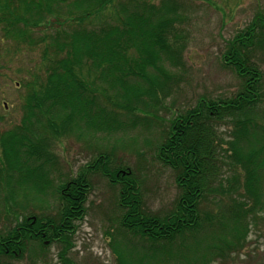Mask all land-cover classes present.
<instances>
[{"label":"trees","instance_id":"obj_1","mask_svg":"<svg viewBox=\"0 0 264 264\" xmlns=\"http://www.w3.org/2000/svg\"><path fill=\"white\" fill-rule=\"evenodd\" d=\"M180 9L178 0H0L2 36L39 53L16 84L25 90L20 122L0 130V264L15 250L21 257L29 242L41 250L56 243L62 264H76L67 252L91 173L115 190L118 227L109 235L117 264H206L241 248L249 227L264 221V76L252 59L264 53V16L221 54L236 92L200 96L165 117L164 99L179 84L175 69L184 66L180 21L172 18ZM150 130L153 159L178 189L160 212L146 209L142 177L115 156L130 132ZM69 137L106 143L79 174L53 185L51 146ZM111 139L117 145L108 146ZM51 204L52 214L41 210Z\"/></svg>","mask_w":264,"mask_h":264},{"label":"rangeland","instance_id":"obj_2","mask_svg":"<svg viewBox=\"0 0 264 264\" xmlns=\"http://www.w3.org/2000/svg\"><path fill=\"white\" fill-rule=\"evenodd\" d=\"M178 2L181 4L180 12L174 13L172 18L180 21L175 24L174 31L178 32V42H181L184 49V66L181 70L175 69L180 75L179 84L164 99L160 113L165 117L172 113L175 107L185 108L194 104L200 96L218 99L230 97L236 92L239 81L230 69L222 65L221 54L225 51L227 40L247 27L257 15L264 16V0ZM252 59L256 61L264 76V53L254 51ZM38 63L37 48L26 49L23 45L18 46L12 39H5L0 31V130H7L20 122L25 90L16 84L27 75V70H33ZM262 86L264 92V81ZM166 107L168 110L164 109ZM227 130L224 126L220 127L224 137ZM150 132L152 130L143 134L130 132L121 139L126 145L119 143L116 146L115 156L117 159H124L131 168H136L142 177L146 209L160 212L172 205L178 189L173 173L153 159L151 146L148 144L152 137ZM89 140L87 143H81L69 137L61 138L59 142L52 144V150L58 158L50 175L53 185L57 184L55 180L60 176L69 179L79 174L106 143L100 139ZM116 141L111 139L107 145L112 147ZM135 148L140 150L142 157L136 155ZM87 179L90 191L84 203L85 212L75 223L73 247L67 255L76 264H117L109 235L118 227L119 212L116 208L115 190L98 174L91 173ZM29 203L34 207L37 202ZM53 206L51 204L46 209L41 207V210L52 214L54 208L50 207ZM34 208L31 210L37 211V208ZM5 224L3 220L0 221V229ZM27 247L21 257L18 256L21 251L14 249L13 258L7 259L6 263L42 264L41 259H38L42 253L39 252L44 253L46 264L63 263L58 255L60 246L56 243L45 245L43 250L36 242H29ZM206 264H264V221L259 219L249 227V234L241 248L226 253L224 257H208Z\"/></svg>","mask_w":264,"mask_h":264}]
</instances>
